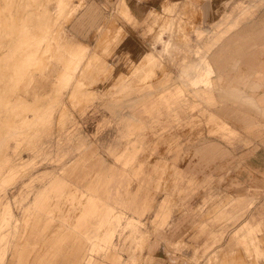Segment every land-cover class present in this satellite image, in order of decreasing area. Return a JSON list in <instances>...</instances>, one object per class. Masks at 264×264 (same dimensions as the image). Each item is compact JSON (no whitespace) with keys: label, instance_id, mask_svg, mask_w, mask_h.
I'll use <instances>...</instances> for the list:
<instances>
[{"label":"rangeland","instance_id":"1","mask_svg":"<svg viewBox=\"0 0 264 264\" xmlns=\"http://www.w3.org/2000/svg\"><path fill=\"white\" fill-rule=\"evenodd\" d=\"M238 3L233 33L249 32L247 62L233 70L243 96L230 99L217 71L216 102L205 85L184 86L181 118L161 110L153 123L141 93L159 99L185 67L202 71L204 55L223 71L220 44L205 47L222 17L212 10ZM263 83L264 0H0V264H264V171L239 179L264 149V104L247 96ZM232 104L239 131L228 145L208 119ZM135 117L143 128L131 130ZM137 137V159L116 161L109 148ZM92 146L103 166L82 164ZM141 164L149 175H135ZM110 165L126 167L111 181L126 202L118 210L90 190Z\"/></svg>","mask_w":264,"mask_h":264},{"label":"crops","instance_id":"2","mask_svg":"<svg viewBox=\"0 0 264 264\" xmlns=\"http://www.w3.org/2000/svg\"><path fill=\"white\" fill-rule=\"evenodd\" d=\"M241 7V4L238 3L232 11H227L223 14V10L215 11L212 10V13L215 17H221L220 19H214L213 20V29L212 34L213 36L209 39V41L206 42L205 47L208 50H213L220 44V50L223 53V71L221 69V66L219 68H215L213 62L206 58L205 55L201 57L202 62L204 63V66L202 68V71L199 73L196 72L194 76H192V73L186 72L188 67H185L184 74L180 75V78L183 80L182 84H177L173 88H168L167 91L163 92L161 97L159 99L155 98L153 95V91L148 88L145 92L141 93V96L137 99V107L141 106V109L148 113L150 116H153V123L157 122L156 116L154 114L156 112L161 113V110H165L168 113L171 114L172 117L180 119L181 118V111L187 110V98L186 92L187 89L184 86H190L194 88H200V85H205L206 88H209V83L212 82L213 76L217 75V71H220L218 73L219 79H224L225 84L224 86L228 89V96L230 99H236L238 97L243 96V91L240 88L239 80L240 75L238 73L233 74V70L236 71L237 67L240 66V63H246L247 61L244 60V54L247 53L248 49V35L249 32L247 31H241V32H235L236 29H238L241 19L236 18L233 21H230V18L233 14V12ZM247 11L246 9L240 10V14L245 13ZM205 31V30H203ZM201 34V33H199ZM163 38V36H162ZM166 41V40H165ZM155 51H150L147 54L148 61H154L157 59V55L154 53ZM155 57V58H154ZM153 63V62H152ZM195 66V65H194ZM257 82V81H256ZM253 81V83H256ZM264 87L263 85H261ZM124 87V86H123ZM210 90V91H209ZM141 92V91H140ZM196 94H200V90H195ZM202 95L207 96L206 98L210 103H214L217 101L214 93L212 92V89L203 90ZM250 98L260 99L262 100L264 104V90H261L256 97L251 94L247 95ZM201 103L196 102L193 105H189V107H199ZM234 104L229 105L228 111L229 114L226 113L225 115H218L216 113H210L209 121L211 124H213L214 128L212 129V133L214 134H220L222 139L230 145V139L232 137V134H230L231 131H239L233 124V118L232 114L234 113ZM227 108V107H226ZM262 112L264 114V107L262 108ZM131 130H137L140 128H143L145 126V121H143L139 117L134 118V123L130 125ZM252 124L248 125L246 127L247 131H251ZM129 133H135V131H130ZM140 136V134H137ZM208 149L216 153L217 151H221L225 153V155H229L230 151L221 146L220 144L215 143H208L207 144ZM143 148V142L140 140L139 137L132 139L127 146L121 151L116 152L115 148H109V151L112 155L115 156L116 161H123V163L127 166L131 162L135 161L138 157L139 151ZM95 158L100 163V165H104L105 161L103 158L99 156V152L96 147L92 146V155L89 156L87 159L83 161L82 164H85L88 161H91V159ZM263 169L264 171V149L260 147V149L256 150V153L251 158H248L244 164H243V170L241 171L242 175H239V179L242 182L248 183L250 179V172L253 171L252 169L256 168ZM126 173V167H123V170L119 173L116 172V168L114 165H110L108 168H106L104 171L99 172V179H98V186L97 187H91L90 190L93 188L96 190L97 193L101 192L102 196L101 199H103L104 203L112 209H117L120 206H125L126 202L124 199L121 198L120 194V187L111 185L112 179L117 176H124ZM253 173V172H252ZM142 174H148L144 171L143 165L141 164L139 168L136 169L135 175L140 176ZM149 175V174H148ZM100 177H103L102 182ZM239 180V181H240ZM100 184V185H99ZM240 199L237 200V203H240ZM145 202V201H144ZM242 204V203H241ZM135 212L141 213L144 205L142 203H136L134 206H130ZM133 219H137L133 217ZM250 224V223H249ZM252 225V224H250ZM254 226V225H252ZM131 257V256H130ZM136 257V256H135ZM135 257H131L132 259H135ZM126 263L124 260V257L119 260V264ZM107 264H111L108 262Z\"/></svg>","mask_w":264,"mask_h":264}]
</instances>
